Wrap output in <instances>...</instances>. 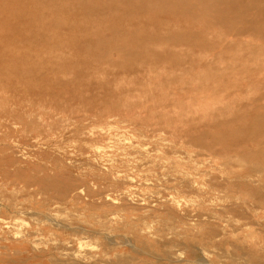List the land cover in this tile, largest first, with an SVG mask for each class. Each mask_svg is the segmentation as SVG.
Segmentation results:
<instances>
[{
	"label": "rangeland",
	"instance_id": "1",
	"mask_svg": "<svg viewBox=\"0 0 264 264\" xmlns=\"http://www.w3.org/2000/svg\"><path fill=\"white\" fill-rule=\"evenodd\" d=\"M208 263L264 264V0H0V264Z\"/></svg>",
	"mask_w": 264,
	"mask_h": 264
},
{
	"label": "bare ground",
	"instance_id": "2",
	"mask_svg": "<svg viewBox=\"0 0 264 264\" xmlns=\"http://www.w3.org/2000/svg\"><path fill=\"white\" fill-rule=\"evenodd\" d=\"M110 129H111V128H110ZM104 133H105V132H104ZM117 139H118V138H117ZM147 148H148V147H147ZM98 150H99V149H98ZM128 194H129V193H128ZM38 214H39V213H38ZM33 221H34V220H33ZM49 222H50V220H49ZM52 223H53V222H52ZM54 223H55V221H54ZM84 230H85V229H84ZM155 238H156V237H155ZM127 241H128V240H127ZM21 242H22V240H21ZM23 243H24V242H23ZM23 243H22V244H23ZM27 243H28V242H27ZM38 248H39V247H38ZM201 252H202V251H201ZM75 256H76V255H75ZM81 257H82V256H81ZM204 259H205V258H204ZM204 259H203V260H204ZM205 260H206V259H205ZM208 264H209V263H208Z\"/></svg>",
	"mask_w": 264,
	"mask_h": 264
}]
</instances>
